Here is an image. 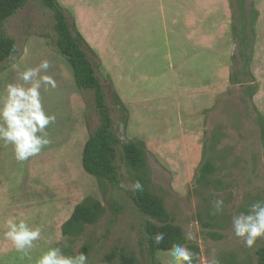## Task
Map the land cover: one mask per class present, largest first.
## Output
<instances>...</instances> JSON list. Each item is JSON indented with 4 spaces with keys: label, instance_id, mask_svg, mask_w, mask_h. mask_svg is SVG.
<instances>
[{
    "label": "rangeland",
    "instance_id": "rangeland-1",
    "mask_svg": "<svg viewBox=\"0 0 264 264\" xmlns=\"http://www.w3.org/2000/svg\"><path fill=\"white\" fill-rule=\"evenodd\" d=\"M57 2L74 34L85 40L105 90L124 187L83 167L85 146L98 126L93 96L78 89L56 49L53 12L31 0L2 27L18 53L0 65V94L7 84L22 83L19 72L48 60L41 75L51 76L56 87L42 86V104L56 120L46 129L51 143L25 161L0 140V264H37L54 247L67 256L84 253L88 264H121L120 253L133 264H151L143 227L162 224L136 208V181L161 201L168 224L181 230L182 246L195 253L193 264H208L212 249L220 264H257L264 239L247 248L231 221L264 199V0H245L250 30L244 46L235 0H200L198 6L195 0ZM130 145L145 159L139 172L127 161ZM206 162L212 171L200 181ZM216 199L225 208L212 215ZM94 203L103 211L97 222L65 236L75 209ZM9 219L41 229L31 249H3ZM112 253L116 257L105 261ZM156 259L172 264L169 251L157 252Z\"/></svg>",
    "mask_w": 264,
    "mask_h": 264
},
{
    "label": "trees",
    "instance_id": "trees-1",
    "mask_svg": "<svg viewBox=\"0 0 264 264\" xmlns=\"http://www.w3.org/2000/svg\"><path fill=\"white\" fill-rule=\"evenodd\" d=\"M30 1L0 0V65L12 60L18 53L15 42L2 34V27L8 19L16 15ZM41 2L54 14L55 46L58 53L68 62L78 89L92 94L93 104L98 115V126L84 149L83 167L89 174L105 180L115 188H120V178L116 165L119 141L115 135L105 90L84 49L87 44L80 33L74 34L65 11L57 0H41ZM235 2L240 18L238 21L240 33L238 35L244 46L245 38L250 30L249 18L244 5L245 0H235ZM234 30L237 31V28L234 27ZM249 59V56H245L244 61L248 63ZM126 157L135 171L139 172L145 167V159L142 153L131 145L127 149ZM211 171V164L206 162L201 171L200 181H206ZM140 183L143 187L134 198L136 208L143 215L154 218L162 224L155 226L147 222L143 227L144 242L147 246L149 261L151 264H158L157 252H168L173 245L184 244V239L179 228L172 226L170 223L168 224L169 216L161 201L149 194L143 182ZM102 213V208L98 203L91 206L85 204L78 206L72 218L66 224L63 234L68 236L73 228L78 229L83 225L95 224ZM158 232L164 233L165 239L157 245L152 238ZM114 257H116L115 253L109 254L105 257V261L111 262ZM118 257L121 264L134 263V260L124 253H120ZM256 258L257 264H264V247L257 249Z\"/></svg>",
    "mask_w": 264,
    "mask_h": 264
},
{
    "label": "clouds",
    "instance_id": "clouds-1",
    "mask_svg": "<svg viewBox=\"0 0 264 264\" xmlns=\"http://www.w3.org/2000/svg\"><path fill=\"white\" fill-rule=\"evenodd\" d=\"M50 62L43 60L35 68H26L19 72L22 83L6 85L5 92L0 94V140L14 147L15 158L25 161L41 152L51 143L46 129L55 122V114H48L42 104L41 88L43 85L56 87L55 80L48 75H41L50 68ZM14 69L18 65L13 64ZM124 187L123 184L120 185ZM133 190H142V184L136 181ZM225 203L216 199L212 207V215L223 213ZM8 231L5 237L10 239L17 251L26 252L33 247V242L41 236V229L30 227L21 219L16 222L9 219L6 222ZM234 235L243 240L247 248H253L258 239H264V199L252 203L246 211L232 217ZM155 244L164 241L165 235L158 232L152 238ZM188 239H193L191 235ZM212 249V258L208 264H220ZM169 252L172 264H193L195 253L186 247L175 244ZM37 264H88V257L84 253L73 256L65 255L59 247L50 248L37 261Z\"/></svg>",
    "mask_w": 264,
    "mask_h": 264
},
{
    "label": "crops",
    "instance_id": "crops-1",
    "mask_svg": "<svg viewBox=\"0 0 264 264\" xmlns=\"http://www.w3.org/2000/svg\"><path fill=\"white\" fill-rule=\"evenodd\" d=\"M161 1V5H162V3H166V0H160ZM186 1V0H185ZM183 2V0H181V3ZM195 4L198 6L199 4H200V0H195ZM174 4H177V1L174 3ZM166 8H164L163 9V16L165 17V23L167 24V22H166ZM192 15H193V13H192V11H190L189 13H186V19L188 20V19H192ZM176 16H178V10H177V12H175V17ZM173 23L172 24H176L177 22L176 21H172ZM182 60H183V57H180V58H178L177 59V61L178 62H182ZM172 62H173V60H172ZM9 240L10 239H8L7 241H4V242H6V244L3 246L4 248L3 249H6L7 251L8 250H11V249H13L15 246H13L12 247V245H11V243L9 242ZM13 243V242H12Z\"/></svg>",
    "mask_w": 264,
    "mask_h": 264
}]
</instances>
